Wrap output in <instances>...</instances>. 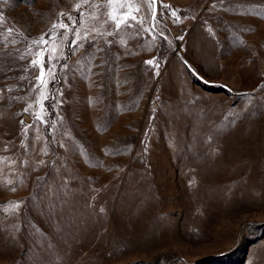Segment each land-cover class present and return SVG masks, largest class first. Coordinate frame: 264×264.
<instances>
[{
	"label": "rangeland",
	"instance_id": "rangeland-1",
	"mask_svg": "<svg viewBox=\"0 0 264 264\" xmlns=\"http://www.w3.org/2000/svg\"><path fill=\"white\" fill-rule=\"evenodd\" d=\"M133 3L0 0V264H264V0Z\"/></svg>",
	"mask_w": 264,
	"mask_h": 264
},
{
	"label": "snow or ice",
	"instance_id": "snow-or-ice-1",
	"mask_svg": "<svg viewBox=\"0 0 264 264\" xmlns=\"http://www.w3.org/2000/svg\"><path fill=\"white\" fill-rule=\"evenodd\" d=\"M2 2L4 4L8 3V0H2ZM84 3H87L88 0H83ZM142 3L147 5L148 9L150 10L151 13V19L152 21H155V24L153 25V28L159 23V21L156 20V0H142ZM221 3H223V0H221ZM118 5L119 8H126L127 11L125 12H117L115 6ZM104 7H109L112 6V11H109L107 13H105L104 15L107 16V19L103 21V23L101 24V27H103V24H107L109 22H111L114 25V29L115 31H107L105 32H101L99 29H95L93 28L92 31L96 32L97 35H101V36H113L115 33H118L122 26H126V27H131V24L129 23V20L131 21H135L138 24H141V26L144 23L143 18L138 19L137 16L133 15V12H139L140 11V7L137 6L136 4L133 3V0H107V4L103 5ZM81 7V4H77L76 5V10H79V8ZM93 7H100V5H93ZM162 7L164 8H170V5L167 4H162ZM212 8L216 7V4H212L211 5ZM66 14L64 12H60L59 16L63 17ZM81 16H83V13H80ZM170 17L173 19V21L175 23H179L181 17L177 14L176 10H172L169 13ZM97 17L95 16V14L93 13V19H96ZM67 19L69 21L73 20L72 16H67ZM3 17L0 16V22H2ZM59 29H64V33L62 35V40L66 41L68 39V33L70 31H72V29L69 28L68 24H65L63 22H59V23H55L52 25V28L49 29V33H45L44 35H41L37 40L33 41V44L37 45L38 47L41 48L40 52L36 53V59H32L31 60V67H35L39 69V73L36 76V84L34 86L35 90L36 88H40V94L38 97V103H40V111L35 113V117L38 121H40L42 124H46L47 122L44 120L42 113L44 112V108H43V104L41 103L43 100L47 99V96L45 95V91L44 89L47 88L48 86V80L45 78L46 76L49 78H54L55 74L53 72V67L51 65V61L56 59V57L52 54L49 55V67L47 69V71L45 70L44 67V59H43V53L44 52H50V53H55L57 48L59 47V45L55 44V40L57 38V36H60L61 34L59 33ZM143 31L145 32H150V30L148 28H142ZM13 30L11 28L8 29L9 34L12 32ZM209 31H211V29H209ZM151 34V32H150ZM45 35L48 36V39H45ZM73 35L75 36V41L70 45L71 47H73V49L77 48V47H82L83 45L80 43V41H85L88 39V35H82L79 31H76L73 33ZM155 39V37H153ZM182 39V37H180ZM49 42H52V46L51 48H45L43 47L44 45H49ZM12 43H15V41H12ZM105 43L107 44H111L112 41H108L107 39H105ZM120 43L123 45L126 42L121 39ZM98 51H102V49H98ZM29 52H31V49H29ZM24 57L21 56V59H23ZM145 64L148 65H152L155 68H159V63H157L155 60H147L145 61ZM158 71L156 73V75H158ZM8 91H11V89H9ZM62 95V93H61ZM32 108V105L29 104L27 108L24 109L25 113H28L29 110ZM24 121H21V124H23ZM28 127H31V125H28L27 127L23 128L22 131L23 133L26 135L27 131H28ZM52 127H55V124L53 123ZM23 146V145H22ZM61 147H63V145H61ZM6 150V149H5ZM43 152V154H47V148L42 149L41 150ZM81 155H83V153H81ZM0 162H2V159H0ZM39 163L42 165L44 164V161L41 160L39 161ZM0 184H11V181H0ZM15 187L11 188V191L15 192ZM10 208H12L13 210H17L19 209L20 205L19 203H14L9 205ZM101 211H103V209H101Z\"/></svg>",
	"mask_w": 264,
	"mask_h": 264
}]
</instances>
